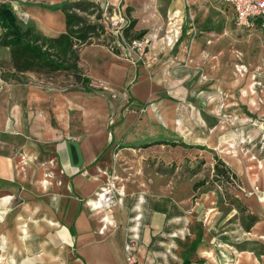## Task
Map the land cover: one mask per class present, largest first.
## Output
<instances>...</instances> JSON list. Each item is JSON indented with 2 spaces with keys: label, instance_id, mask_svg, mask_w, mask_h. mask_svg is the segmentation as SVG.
<instances>
[{
  "label": "crops",
  "instance_id": "0c3cea01",
  "mask_svg": "<svg viewBox=\"0 0 264 264\" xmlns=\"http://www.w3.org/2000/svg\"><path fill=\"white\" fill-rule=\"evenodd\" d=\"M40 1L22 5L21 9L35 22L37 18L44 20L40 25L44 34L55 37L65 32V14L43 6ZM221 3L232 10L229 4ZM147 34L156 38L155 32ZM179 34L174 41H178L182 32ZM0 48L7 50L6 59L11 61L9 47ZM184 57L183 45L171 61L150 76L147 64L114 56L104 48L86 47L79 52L78 67L90 78L89 85L94 91H87L82 85L80 89L66 90L53 84L46 87L19 80H4L5 85L0 84V133L13 134L16 141L11 152L14 156L0 154V192H9L0 196V207L7 208L5 212L0 209V214L8 212L21 197V192L13 190L15 181L28 182L26 186L32 184L43 198L36 203L27 202L23 206L27 213L17 216L16 251L24 253L19 264H130L125 251L126 228L137 207L143 213V225L141 240L136 245L138 260L134 264H230L226 247L241 242L224 236L228 229L220 227V230L212 223L213 217L209 223H197L200 211L212 207L218 197L215 191L202 192L199 190L202 186L195 188L196 182L205 179V169L174 189L172 185L148 190L125 188L122 203L109 212L113 224L104 232H101L102 218L107 212L87 203L110 174L105 163L113 146L175 148L194 158L201 148L200 156L206 154L208 161L204 166L211 168L215 158L208 148L214 149L218 144L225 147L228 141V150H223L221 158L238 178L247 180L241 146L228 139L246 133L257 139L261 129L239 113L240 127L237 134L231 133L225 119L229 117L225 112L230 107L226 103L231 102L230 93L196 96L203 111L198 109L197 113L198 103L192 98L196 91L173 68V63ZM125 88V97L113 96V90ZM133 102L145 105L146 110L140 112L139 107L130 110ZM252 110L255 113H249L250 116L264 114L257 113L260 109ZM110 119L115 121L109 125ZM231 143L235 146L231 147ZM249 147L261 155L254 144ZM16 150L27 155L25 160L15 156ZM235 150L239 152L236 154ZM247 155L248 169L256 170L250 168L254 163L250 160L252 154ZM51 160L53 164H49ZM19 168L23 173L16 171ZM47 170L53 177L44 183ZM255 180L264 184L259 176ZM120 183L119 180V186ZM252 227L262 229L263 225L257 221ZM7 244V237L0 231L1 249L6 251ZM237 258L238 264H264L254 250L242 251ZM11 260L17 261L13 255L9 264Z\"/></svg>",
  "mask_w": 264,
  "mask_h": 264
},
{
  "label": "rangeland",
  "instance_id": "374dc122",
  "mask_svg": "<svg viewBox=\"0 0 264 264\" xmlns=\"http://www.w3.org/2000/svg\"><path fill=\"white\" fill-rule=\"evenodd\" d=\"M0 1L11 5L24 27L28 24H33L39 31L43 32L40 25L44 20L37 18L38 22H35L28 18L21 9L22 5H33L34 2L39 0ZM63 3L71 5V10L81 15L86 25H94L97 28L104 29V31H106V27L103 7L109 3L108 12L120 9L131 20V24H136L129 31L128 34L130 36L144 37L148 41L146 53L142 57H140V53L127 57L122 54L120 48L115 46L113 38L108 33L105 32L102 35L89 33L90 36L86 41H81L77 47L79 52L86 47L104 48L114 56L147 64L150 67L149 75L155 76L157 73L155 70L171 61L176 56V51L184 45L185 57L179 63L174 62L173 68H177V73L183 76L184 82L196 91L192 98L198 103L195 109L197 113L203 112L199 105L200 99L198 98H201L204 93H207L208 96L217 95V97L221 96L222 93L225 96L230 93L231 102L226 100L230 107L225 112L229 113V117L225 119L228 120L231 133L237 134V128L240 127L237 123V118L240 116L239 113L246 115L245 118H247L249 123L261 129L257 139L251 133L232 136L228 139L230 140L229 142H234L237 147L238 145L241 146L240 151L246 159L245 166L247 167L248 176L245 182L241 178H231L230 181L225 182V187L220 186L215 180L217 178L214 168L216 157L221 158L223 150H228V141H226L225 147L218 144L214 149L208 148V152H212L215 158V164L211 168L204 166V163L208 161L206 154L200 156L201 148L197 157L194 158L193 155L189 156L185 152L180 153V150L175 148L131 149L113 146L112 155L108 163L105 164L111 175L120 177V184L124 185L126 189L136 188L141 190H148L158 185L161 186L160 188L170 185H172V189L181 187L186 184V178L189 176L192 178L195 173L205 169L204 173L206 176L204 180L206 184L199 190L202 192L207 190L215 191L218 193V197L212 207L200 211V220H197V223H209L210 217H213L212 223L218 225L220 230V227L228 229V233L224 234V236L229 237L231 241L241 242L234 246L231 244L226 247L229 250L230 264H238L237 254L240 255L242 251L252 252V250H254L261 261H264V243L262 242V237H264V184L255 180L258 176L261 180L264 179V167L261 169L254 168L256 170L250 171L248 169L250 161H248L247 155V153L252 154L258 159V162L264 164V114L249 115V113H255L252 109H260L257 113H264V17H256L253 23L248 25L238 24L234 20L233 10L223 5L219 0L40 1L42 5L53 6ZM50 9L57 10L62 15L64 13L61 8ZM150 31L155 32L156 38L152 39L148 36L147 33ZM180 31L182 35L178 41H174ZM161 43H166L165 45L167 46L172 44V46L167 47ZM155 46L159 47L156 48ZM7 55V50L0 48V74L1 71L13 69L11 61L6 59ZM238 64L247 65L248 73L241 75L236 68ZM255 74L257 79L262 82V85H257L256 89H253V76ZM19 81L38 86L45 85L46 87L53 84L66 90L82 88L81 83L76 79L72 71L29 72L21 75ZM9 82L18 83V81ZM0 84L5 85V81L0 79ZM101 89L107 90L109 87ZM222 89L223 92L221 91ZM126 90V88L121 91L113 90V96L125 97ZM130 107V110H136L135 108L139 107L140 112L146 110L145 105H140L137 102L131 103ZM114 121V119H110L109 125L114 123ZM15 144L16 141L13 134L0 133V154H11V156H14L11 152H13L12 147ZM234 144L231 143L230 146L233 147L235 146ZM251 144L260 149L261 155L250 149L249 146ZM229 150L233 151V149ZM15 152V156L20 161L25 160L24 156L26 154L23 151L16 150ZM238 152V150H235L236 154ZM26 158L30 161L29 157ZM190 161L194 163L192 164ZM254 164L256 162L250 166ZM16 171L23 173L20 168ZM254 174L255 177H252ZM27 183L13 182L12 185L16 186L13 190L21 192V197L17 199L16 203L6 213L4 212L7 211V208L0 207L4 211L3 214H0V231L5 234L8 241L6 251L0 247V264H9L11 255L15 256L17 260L15 262L11 260V264H19L24 256V253L21 254L16 251L19 249L14 239L17 236L16 232H19L17 216L21 212L27 213L23 210V206L27 202L36 203L38 200L43 199L36 193V188L32 184L31 186H26ZM193 183L191 181L190 184L192 185ZM7 193L9 192L1 191L0 196H4ZM198 194L199 192H197ZM254 217L257 218L258 222H262L263 228L255 229L252 227L250 231H247V226ZM2 257L4 259H1Z\"/></svg>",
  "mask_w": 264,
  "mask_h": 264
},
{
  "label": "trees",
  "instance_id": "16d2710c",
  "mask_svg": "<svg viewBox=\"0 0 264 264\" xmlns=\"http://www.w3.org/2000/svg\"><path fill=\"white\" fill-rule=\"evenodd\" d=\"M43 6L63 10L66 18L65 32L53 37L39 31L33 24L24 27L11 5L0 1V46L9 47L13 68L1 71L0 79L19 80L20 76L27 72L72 71L85 90L94 91L89 85L90 78L78 67L79 50L74 46V38L84 42L91 33H96L97 27L86 25L83 17L72 11L71 5L67 3ZM132 26L133 24L128 29L130 30ZM216 159L215 180L220 186L225 187V182L231 178L239 179L237 173L222 158ZM205 184V180L196 183L195 188ZM256 222L257 218L254 217L248 224L247 231H250Z\"/></svg>",
  "mask_w": 264,
  "mask_h": 264
},
{
  "label": "built area",
  "instance_id": "2783aa9c",
  "mask_svg": "<svg viewBox=\"0 0 264 264\" xmlns=\"http://www.w3.org/2000/svg\"><path fill=\"white\" fill-rule=\"evenodd\" d=\"M221 2L227 3L231 6L234 12V20L241 25H248L253 23L254 18L264 17V0H220ZM107 6L103 7L104 9V20L105 27L104 29L97 28L95 35L104 34L105 32L113 38L115 46L120 48L122 54L125 56H132L135 53H140V57L146 53L147 40L144 37H134L130 36L128 33V28L131 26V20L128 16L123 13L120 9H114L113 12H108L109 3ZM104 27V28H105ZM130 31V30H129ZM79 41V43H78ZM74 46L77 48L80 45L81 39L74 38ZM237 71L241 75L248 73V67L245 64H238L236 66ZM257 85H262V82L257 79V75L253 76V89H256ZM264 137V136H263ZM51 160L49 164H53ZM84 174H87L86 171H83ZM53 177V173L49 170L45 173L44 183L49 181V178ZM120 177L118 175L108 174V177L95 193V195L87 201L95 209L106 211L107 213L103 216V225L101 227V232L108 227V225L113 224V219L109 214L112 207L116 204L122 203L123 197L125 195V186L118 185ZM143 225V213L139 207L137 211L133 213L130 217L129 224L127 225V234L125 242V251L127 261L130 264L137 262V251L136 245L141 240V229ZM175 236L176 233H173Z\"/></svg>",
  "mask_w": 264,
  "mask_h": 264
},
{
  "label": "bare ground",
  "instance_id": "6f19581e",
  "mask_svg": "<svg viewBox=\"0 0 264 264\" xmlns=\"http://www.w3.org/2000/svg\"><path fill=\"white\" fill-rule=\"evenodd\" d=\"M174 30H175V29H174ZM176 30H177V29H176ZM170 32H171V31H170ZM173 37H174V36H173ZM169 43H170V42H169ZM250 160H252L254 163L256 162V164H254L253 166H250L251 169H254V168H256V169H261V168L264 167V164L258 162V161H257L258 159H256V157H254L253 155L250 156ZM262 179H263V177H262Z\"/></svg>",
  "mask_w": 264,
  "mask_h": 264
}]
</instances>
